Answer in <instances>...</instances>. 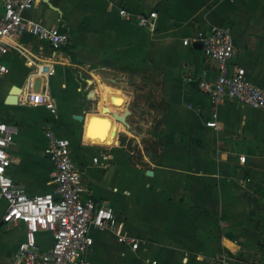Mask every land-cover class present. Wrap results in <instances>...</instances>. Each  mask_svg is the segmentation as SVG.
I'll return each instance as SVG.
<instances>
[{
  "label": "crops",
  "instance_id": "0c3cea01",
  "mask_svg": "<svg viewBox=\"0 0 264 264\" xmlns=\"http://www.w3.org/2000/svg\"><path fill=\"white\" fill-rule=\"evenodd\" d=\"M50 1L54 7L37 0L24 15L65 27L70 44L54 50L29 34L18 41L31 58L53 61L54 75L38 77L20 53L2 58L9 69L8 57L19 60V71L2 85V105H19V121L11 110H0L1 120L19 122L9 175L30 194L52 188L45 135L51 125L71 139L91 194L108 201L128 234L140 240L131 250L112 231L92 229L90 264H175L178 258L184 264H264V111L227 98L214 105L197 81L214 78L217 63L194 42L216 26L230 27L232 65L243 66L264 89V0ZM121 8L157 10L156 28L139 27L120 15ZM30 81L50 95L54 111L29 103ZM13 85L22 88L16 105L6 103ZM110 94L118 100L110 101ZM104 106L121 114L128 109L129 126L103 114ZM24 107L35 118L22 113ZM214 111L220 129L207 125ZM81 114L82 122L75 118ZM94 114L107 117L94 118L100 128L112 119L109 144L85 139L87 118ZM0 205L5 210V202ZM8 225L22 235L0 231V264H11L25 235L23 222ZM49 233V240H39L45 248L52 244Z\"/></svg>",
  "mask_w": 264,
  "mask_h": 264
},
{
  "label": "built area",
  "instance_id": "2783aa9c",
  "mask_svg": "<svg viewBox=\"0 0 264 264\" xmlns=\"http://www.w3.org/2000/svg\"><path fill=\"white\" fill-rule=\"evenodd\" d=\"M0 1L3 5L0 14V77L10 71L2 58L12 51L24 55L28 65L35 66L38 77L54 75V62L32 59L19 44L18 38L29 34L58 50L70 44L68 30L61 25L48 26L26 17L24 13L32 9L37 0ZM119 13L122 17L133 18L139 27L156 28L157 10L141 13L121 8ZM194 40L200 42L205 55L217 63L214 78L198 79L199 90L208 95L214 105L227 98L264 111V89L250 80L243 66L232 65L235 40L230 27L216 26ZM189 42V39L184 40L185 44ZM34 85V81H30L29 103L42 104L54 111L56 107L50 95L43 90H34ZM207 125L221 128L217 111L213 112ZM16 134L15 125L0 119V202H5L2 222L14 225L23 222L25 225L24 238L18 242L11 264H90L88 253L94 244L92 229H108L119 243L131 250L139 248L140 240L128 234L126 221L114 207L91 194L74 161L71 139L57 128L51 125L45 127L46 154L53 165L50 173L52 188L43 193L30 194L24 185L16 182L8 172L13 163L9 148ZM103 158L108 160L109 154L104 153ZM239 160L245 163L246 155H240ZM93 161L97 163L98 156ZM42 230L51 232V247L45 248L39 243L38 234Z\"/></svg>",
  "mask_w": 264,
  "mask_h": 264
},
{
  "label": "rangeland",
  "instance_id": "374dc122",
  "mask_svg": "<svg viewBox=\"0 0 264 264\" xmlns=\"http://www.w3.org/2000/svg\"><path fill=\"white\" fill-rule=\"evenodd\" d=\"M71 1H85V0H71ZM140 1H145V0H140ZM7 59H8L9 66L11 69L5 76L0 77V110L1 109L11 110L10 112L17 116V117H14V120L19 121V118H18L19 117V105H17V106L2 105V95H3V92L5 91V89H3V87H2V85L6 84V80H9L8 77L13 75L16 71H19V66H17V64L19 65V60L18 59L10 60L9 57ZM36 89H39V81L36 82ZM21 110H22V113H24L25 115L30 116L31 118H35L33 111L30 108L24 107ZM0 113H1V111H0ZM12 123L18 129V132L15 136V140H17L19 143V122L18 123L12 122ZM40 131H42V130L40 129ZM72 138L74 139L73 135H72ZM3 210H4V207L2 205H0V221H1V216H2ZM0 231L2 233H9V235L12 237H19L22 235V232L19 228H15L13 225H8V224H4V225L0 224ZM50 238H51V235L49 232L41 231L38 234V240H40V242H42V243L46 242ZM175 264H184V263L181 261L180 258H178L175 261Z\"/></svg>",
  "mask_w": 264,
  "mask_h": 264
},
{
  "label": "water",
  "instance_id": "95a60500",
  "mask_svg": "<svg viewBox=\"0 0 264 264\" xmlns=\"http://www.w3.org/2000/svg\"><path fill=\"white\" fill-rule=\"evenodd\" d=\"M45 1L47 3H49L52 7H54L50 0H45ZM197 44L201 47V43H197ZM103 62L108 64V65H111V66L116 64V61H114V60H112L110 58H104ZM21 92H22V88L21 87H19L18 85H13L11 87V89H10V93L8 94V96L6 98V103L10 104V105L18 104L19 103V95L18 94H20ZM102 113L103 114H107V115H111L115 120L124 123L126 126H129V124L127 122V119H126L127 115L130 114V111L128 109L124 113L121 114L119 111H112V109L109 106H104L102 108ZM94 116L102 118L103 120L107 119V117L100 116V115H95L94 114ZM75 118L82 122L85 117H84L83 114H81V115H75ZM89 122H90V119H89ZM147 174L148 175H153V171L148 170Z\"/></svg>",
  "mask_w": 264,
  "mask_h": 264
},
{
  "label": "bare ground",
  "instance_id": "6f19581e",
  "mask_svg": "<svg viewBox=\"0 0 264 264\" xmlns=\"http://www.w3.org/2000/svg\"><path fill=\"white\" fill-rule=\"evenodd\" d=\"M19 95V94H18ZM112 96L110 101H117L118 100V96L116 95H111ZM108 97V96H106ZM97 118V116H89L87 118V122L85 125V139L90 143L93 144H109L110 143V138H111V132H112V128H113V123H112V119L109 117L110 119V124L104 128H100L97 127L98 125L95 124V119ZM90 119V122H89ZM97 125V126H96Z\"/></svg>",
  "mask_w": 264,
  "mask_h": 264
}]
</instances>
